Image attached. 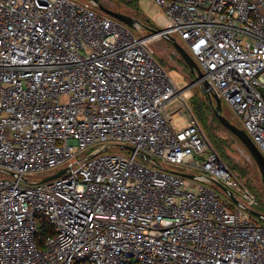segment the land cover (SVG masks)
Returning <instances> with one entry per match:
<instances>
[{"label":"built area","instance_id":"built-area-1","mask_svg":"<svg viewBox=\"0 0 264 264\" xmlns=\"http://www.w3.org/2000/svg\"><path fill=\"white\" fill-rule=\"evenodd\" d=\"M148 2L141 38L85 1L0 0V264H264V224L211 186L245 196L146 47L183 41L264 156V0Z\"/></svg>","mask_w":264,"mask_h":264},{"label":"rangeland","instance_id":"rangeland-1","mask_svg":"<svg viewBox=\"0 0 264 264\" xmlns=\"http://www.w3.org/2000/svg\"><path fill=\"white\" fill-rule=\"evenodd\" d=\"M75 1H85V0H75ZM105 8L111 9L116 12H120L129 15L142 24V26L136 31L130 28V30L137 36L145 38L150 35V31L153 29L150 27L151 23L148 19L153 20L157 25V17L159 14H163V10L158 6H153L148 4V0H98ZM91 7L95 9L98 14L105 15L98 7L91 1H85ZM175 40L185 48L186 51L188 47L183 41L175 36ZM146 47L149 48L153 57L161 64L163 69L168 73L171 78H174L175 85L179 92L185 90L188 92L186 102L189 107H197L201 101L207 100L203 95L200 87L196 84L195 76L190 72L188 66L182 60V58L177 54L170 41L163 37L150 38L146 43ZM194 78H193V76ZM187 87H189L187 89ZM208 102V100H207ZM209 104V103H208ZM182 106L181 94H178L177 98L174 99L170 104H168L166 111L171 114V121L176 130H182L189 126L190 118L188 115L184 114L181 116L177 109ZM211 108V107H210ZM212 110V109H211ZM213 114V111H212ZM211 114V115H212ZM221 114L226 117L233 125L243 129L241 121L236 116L234 110L227 105L224 101H221ZM214 115V114H213ZM210 117V116H209ZM217 119V118H216ZM208 124L212 127V133L216 136L214 141L209 137V134L204 129L203 125L200 123L213 151H215L218 157L225 162L227 166L235 171V178L239 184L245 190V196L241 192L235 189L227 188L223 183L219 182L218 185H211L216 188L219 192L220 197L226 202H234L233 198L242 200L246 205L248 211L253 210L259 215L264 216V186L262 183V178L260 172L250 157L248 151L244 148L243 144L233 135H231L223 126L216 120L208 119ZM101 146L100 143L89 145L86 149L80 151L77 154V158H82L88 156L92 150L96 147ZM104 153H116L121 155H129L130 151L125 148L113 147L112 149L104 151ZM60 168H55L51 170H46L43 172L36 173L32 179L35 181H41L56 172ZM169 170L189 173L192 172L191 169L187 167L169 168ZM6 178H11L10 176H4ZM250 216L254 219L259 220L264 224V219L259 218L249 212Z\"/></svg>","mask_w":264,"mask_h":264},{"label":"water","instance_id":"water-1","mask_svg":"<svg viewBox=\"0 0 264 264\" xmlns=\"http://www.w3.org/2000/svg\"><path fill=\"white\" fill-rule=\"evenodd\" d=\"M85 1H91L93 2L99 10H101L103 13H105L106 15L120 21L121 23H123L124 25H126L127 27L133 29V30H138L142 24L140 23V21H138L137 19L120 13V12H116L113 11L111 9H107L105 8L98 0H85ZM159 31L152 29L151 30V34L155 35L157 34ZM171 43V45L173 46V48L175 49V51L177 52V54L182 58V60L185 62V64L188 66L190 72L195 76V78H200L201 76V72L200 69L198 67V65L196 64L195 60L189 55V53L185 50V48H183V46H181L174 38L169 37L168 39ZM203 95L206 97V99L208 100L209 106L211 107L214 116L217 118L218 122L223 126V128H225V130H227V132H229L231 135L235 136L244 146V148L248 151L250 157L252 158V160L254 161V163L256 164L261 178H262V183L264 186V156L261 154V152L258 150V148L256 147V145L253 143V141L251 140V138L247 135V133L243 130L240 129L238 127H236L235 125H233L226 117H224L221 114V101L220 99L215 96L212 95L209 92V88H208V83L206 81L202 82L199 85ZM189 87H187L188 89ZM64 171H66L65 169L56 172L55 174L41 180V182H46L52 179H55L57 177H59L62 173H64ZM183 176H187L190 177V175L184 174V173H180ZM249 212H251L252 214H254L255 216L264 219L263 215H259L257 212L253 211V210H249Z\"/></svg>","mask_w":264,"mask_h":264},{"label":"trees","instance_id":"trees-1","mask_svg":"<svg viewBox=\"0 0 264 264\" xmlns=\"http://www.w3.org/2000/svg\"><path fill=\"white\" fill-rule=\"evenodd\" d=\"M149 22L151 23L150 27L153 29H159V27L155 24V22L151 19H148ZM151 32V31H150ZM193 76V75H192ZM194 78V76H193ZM193 115L196 117V119L199 121V123H201L204 127V129L206 130V132L209 134V137H211V139H213L214 141L216 136L212 133L213 129L212 127L208 124V119L211 118V120H216L218 122V120L216 119V117L212 114V110L207 102V100L205 101H201L200 104L197 107H190ZM212 114V115H211ZM210 116V117H209ZM219 123V122H218ZM217 139V138H216ZM229 167V166H228ZM230 168V167H229ZM232 171V168H230ZM41 235L42 237H44L47 234V229L46 227H41Z\"/></svg>","mask_w":264,"mask_h":264},{"label":"crops","instance_id":"crops-1","mask_svg":"<svg viewBox=\"0 0 264 264\" xmlns=\"http://www.w3.org/2000/svg\"><path fill=\"white\" fill-rule=\"evenodd\" d=\"M148 4H151V3L148 2ZM158 16H160V14Z\"/></svg>","mask_w":264,"mask_h":264},{"label":"bare ground","instance_id":"bare-ground-1","mask_svg":"<svg viewBox=\"0 0 264 264\" xmlns=\"http://www.w3.org/2000/svg\"><path fill=\"white\" fill-rule=\"evenodd\" d=\"M160 21L162 22V19L160 18Z\"/></svg>","mask_w":264,"mask_h":264}]
</instances>
